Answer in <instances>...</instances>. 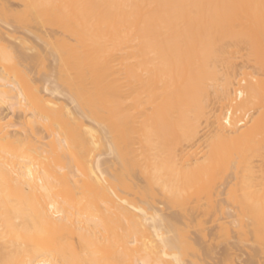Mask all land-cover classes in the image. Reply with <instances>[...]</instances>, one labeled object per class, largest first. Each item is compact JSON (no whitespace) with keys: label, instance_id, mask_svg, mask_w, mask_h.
Instances as JSON below:
<instances>
[{"label":"bare ground","instance_id":"obj_1","mask_svg":"<svg viewBox=\"0 0 264 264\" xmlns=\"http://www.w3.org/2000/svg\"><path fill=\"white\" fill-rule=\"evenodd\" d=\"M0 19L37 28L73 104L0 46V264H184L186 229L148 201L188 222L229 178L264 233V0H0Z\"/></svg>","mask_w":264,"mask_h":264},{"label":"rangeland","instance_id":"obj_2","mask_svg":"<svg viewBox=\"0 0 264 264\" xmlns=\"http://www.w3.org/2000/svg\"><path fill=\"white\" fill-rule=\"evenodd\" d=\"M12 7L16 11L21 10V7H19L18 5L13 4ZM8 21H3L0 19V46L11 48L12 51L16 52L13 54V56L17 57L16 59H22V61L20 60L18 62L19 64L22 63V66L20 65V67L23 69L18 68V70L20 69V72L22 71L24 73L23 70H25L26 68V72L24 74H29V76H27L29 79L26 83L28 91L31 89H36V91H38V94L42 96V98H47L54 103L57 102L56 104L58 105H63L64 108L68 109L69 107V109L72 110L73 104L70 102V100H68L65 94L51 92L55 91L58 88V83L57 81H55L56 79L54 78V75L52 76V74L56 73L57 71L55 67L56 64L53 63V59L51 57H48V59L46 56L44 57V55H42V50L45 49V45L41 40L36 39L34 35V33L36 32L34 30H37V28L34 29V27H32V29L25 31L16 27V25ZM46 33H50L48 36L50 40H54L53 42H55L56 39L59 40L63 37L61 35V32L56 30L48 31L47 29ZM35 51H38V54ZM39 53H41V59H45V62L40 58V60H38V57L40 56ZM35 56H37V58ZM33 57H35L36 60ZM35 62L39 63L36 65ZM43 63L46 64V73L44 71L45 64ZM237 64V66L242 65L241 60H238ZM40 65L43 68L40 67ZM40 68L42 71L40 70ZM48 73L51 75H47ZM53 88H55V90ZM53 93H56L57 95H54ZM83 120L84 125H89L88 127H92V129L95 130L94 127H96L97 125H94L89 119H86L85 117H82V121ZM12 122L16 123L17 120L12 119ZM96 128L97 130L95 131H98V126ZM203 129L206 130V132L208 131V128ZM204 132L205 131L202 130V133ZM103 150L106 152L105 149H102L101 151L104 152ZM101 154V152L100 154L97 153L96 155L98 156L95 155L96 158H94V161L97 160L96 162L98 165H101V168H105L109 172H114L115 168H117V166H115V158L109 153V155L103 153L102 156ZM109 167L112 171H110ZM134 182L136 183L138 181H133V183ZM227 183L228 186L224 185L220 188L221 190L219 191V197L217 196L218 198L216 199V208L214 210L209 211L205 206L202 210L198 211L194 215V217H192L193 219L189 218L188 220H191L188 222L187 220H184L182 218L179 219V217H177L176 219V210L170 206H166L163 201L160 200L161 198H157L158 200L156 199L151 201L152 205L155 203L153 206L151 204H148V201L147 205H149V207H147L146 205V208H150L149 210L152 211V213L150 212V214H154V220L157 221V223H159L158 221H161L162 224H167V220H169L168 223L170 224H167L169 225V229H171L170 226L172 223H177L178 227L183 228V230L186 229V239H188V242L193 243L194 247L192 248L196 249L195 251L193 250V252L190 251L191 249L188 251L193 255H190L189 253L187 254L189 256L185 255L186 258L183 257L185 259H183L184 264H264V233L256 232L252 228L250 220H248L246 216L240 213L238 206L233 202L231 196L232 193H234L235 191L234 189L237 188L235 187L236 183L234 182V180L229 178L227 180ZM139 184L140 183L138 182L136 186H139ZM258 184L259 192L264 194V181L262 182L260 179H258ZM138 188L141 189L142 186ZM137 196L138 195L134 197V201L139 197ZM139 200L140 199H137L135 203L138 204ZM143 207H145V205H143ZM147 212L149 213V211ZM199 222L202 228L198 225ZM150 223H147V225H152ZM167 225H165V227ZM162 228H164V225Z\"/></svg>","mask_w":264,"mask_h":264}]
</instances>
